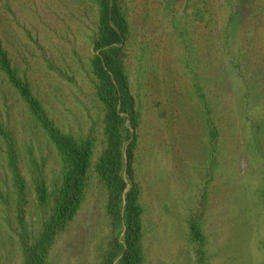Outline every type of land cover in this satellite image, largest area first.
I'll return each instance as SVG.
<instances>
[{
    "label": "rangeland",
    "instance_id": "1",
    "mask_svg": "<svg viewBox=\"0 0 264 264\" xmlns=\"http://www.w3.org/2000/svg\"><path fill=\"white\" fill-rule=\"evenodd\" d=\"M118 1L131 30L124 60L138 112L131 168L141 264H264V16L233 18L223 47L194 18L202 0ZM96 19L93 0H0V40L12 66L58 129L93 142L83 200L46 264H103L115 239L123 242L94 170L104 148L89 65ZM0 120L13 136L35 238L43 211L34 178L42 171L57 181L64 163L1 72ZM13 189L0 140V264H22ZM191 215L204 237L201 263L188 236Z\"/></svg>",
    "mask_w": 264,
    "mask_h": 264
},
{
    "label": "trees",
    "instance_id": "2",
    "mask_svg": "<svg viewBox=\"0 0 264 264\" xmlns=\"http://www.w3.org/2000/svg\"><path fill=\"white\" fill-rule=\"evenodd\" d=\"M93 1L97 7V19L89 65L95 80V97L102 106L104 140V148L94 170L106 189V210L114 231L117 237L123 233V242L115 239L103 264H141L142 207L138 203L139 188L133 180L131 168L138 112L124 60L125 48L131 36L130 23L118 0ZM213 4H216L215 8ZM250 10L264 16V0H202L194 18L209 27L211 35L225 47L232 19L244 17ZM246 24L249 26V23ZM0 72L55 145L64 163L57 181L48 183L42 171L36 173L34 200L43 211V220L38 236L34 238L25 222L28 204L26 184L18 168L13 136L0 120V140L6 146L7 165L13 175V229L19 241L21 263L46 264V254L54 236L73 218L83 200L93 142L89 138L76 139L54 125L27 81L12 66L1 40ZM215 136L213 131L212 137ZM187 225L189 239L197 245V258L201 263L204 237L197 217L191 215Z\"/></svg>",
    "mask_w": 264,
    "mask_h": 264
}]
</instances>
